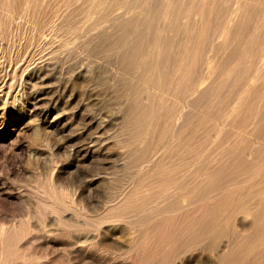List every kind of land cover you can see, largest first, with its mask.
Returning a JSON list of instances; mask_svg holds the SVG:
<instances>
[{
    "label": "bare ground",
    "instance_id": "obj_1",
    "mask_svg": "<svg viewBox=\"0 0 264 264\" xmlns=\"http://www.w3.org/2000/svg\"><path fill=\"white\" fill-rule=\"evenodd\" d=\"M102 70L116 114L87 108ZM0 107L119 162L99 211L50 145L0 177V264H264V0H0Z\"/></svg>",
    "mask_w": 264,
    "mask_h": 264
},
{
    "label": "rangeland",
    "instance_id": "obj_2",
    "mask_svg": "<svg viewBox=\"0 0 264 264\" xmlns=\"http://www.w3.org/2000/svg\"><path fill=\"white\" fill-rule=\"evenodd\" d=\"M104 71L105 70H102L99 73V74H101V73L102 74L101 75L98 74V76H96V81L97 82L95 83L96 84L95 85L96 88H95V92H94L95 94L94 95L96 96L95 100H97V101L93 100V101L87 103L88 104L87 108L89 107L90 109H92L91 112H93V113H98L99 111L103 110L104 112H108L109 114L110 113L114 114L115 111L117 112L116 109L118 108V105H117L118 103H117V100L115 98V95L113 94V92H111L112 90L110 91V88L107 85L108 83H106L107 82L106 81L107 80V78H106V74L107 73L105 74ZM104 75H105V77H104ZM102 76L104 77L103 78L104 82H101V81H103ZM98 77L100 79H97ZM100 85H103V86H100ZM40 87H42V86H40ZM77 92L75 91L76 94H77ZM68 95H69V92H68ZM97 97H98V99H97ZM9 109L10 108H8V109L5 108V113H4V118H3L4 122L1 120L4 124L0 126V128H1L0 129V167H1L0 168V172H1V174H3V175L0 174V177L3 178V181L6 179L4 181L6 184L9 183V184H13L15 186L24 185L23 183H25V182L27 183V181L29 182L33 178L34 174L35 175L37 174V172H38L37 175H39L40 179L44 178L42 175L46 176L45 173H47L46 170L48 168L47 166H48V162H49V160L47 159L48 158L47 157V152H48V149L51 148V150L53 149L52 150L53 153L55 152L54 153L55 154L54 158L57 156L56 161H59L57 163L58 164H60V163L62 164V171H63L62 172V183L63 184H65V183L66 184H70L71 183V184L77 185V187L79 185V187H80L81 186V184H80L81 182L84 183V182H86V180H90V179L92 180L93 179V182L91 183L89 188L91 190V198L93 200L92 202L94 204H96L97 211H99L101 209L100 207L102 206L104 198L107 197L108 191L110 190L108 188L111 187V189H112L115 186V184H114V186H112L113 183H115V182H113L112 184L109 182V184H108V181H110V180L105 178V177L109 176V173L112 172L114 170V168L117 169L115 166L119 165L118 164L119 163L118 160L116 161V159H115V156H116L115 153L116 152L113 153L115 150L110 153L111 155L109 153H107V155L103 154L105 157L101 156V155L95 156V157L90 156V154H86L85 155V153L87 151V147L86 146H88L90 143H93V142H91V137L87 138L86 135L78 134L79 130H81V128H82V123H79V120H75V121L71 122V120L69 119L68 115L63 116L61 119H58V122L57 121H54V122L51 121L52 122V126H48V122H46L47 125L43 124V126H42V124H39L38 122L35 123L36 120L35 121L33 120L34 121L33 122L32 118L23 119V117L21 116V114L19 112H14V111L9 112ZM96 111H98V112H96ZM1 112H2V109L0 107V113ZM38 112H39V114L41 113L40 116L42 118H45L46 111H45V105L44 104H40L38 106L37 113ZM8 116H11V119ZM52 116H53V114L52 115H47V118L45 120L50 121ZM28 120H30V123L28 122ZM66 121H68V122H66ZM37 124H39V125H37ZM55 124L57 125V128L59 127V129L62 127V124H63L64 129H62L63 132L61 134L57 135V133H55L56 131L53 132V130H55V126H56ZM37 126H38V129L41 126L40 127L41 129L38 130ZM43 127H45V128H43ZM114 127L116 128V126L110 127L107 130V133L112 132L113 129H115ZM32 129L37 130V131H34ZM43 130H45V131H43ZM47 131H49V132H47ZM50 131H52V132H50ZM66 133L68 134V136H66L67 135ZM60 135H62L63 137L60 136ZM41 136L43 137L44 141L42 140ZM35 137H38L37 138L38 140H35L36 139ZM44 137L47 139V143H45L46 139ZM65 137H66L67 140H65ZM57 138L59 140H60V138L63 139V140H60L59 142H61V143L64 142V144L63 143H62V145H61V143L59 144ZM39 139H41V140L39 141ZM50 139H51V141H49ZM33 140H35V141H33ZM34 142H35V144L38 143L39 145L38 146H37V144L35 145ZM42 142H44V143H42ZM40 143L42 145L43 144H45V145L47 144V145H50V146L46 145L48 147V149H47V147H45L44 145H43L44 147L42 145L40 146ZM49 143H51V144H49ZM30 146H32V147H30ZM53 146H55L56 148L53 147ZM35 147H36L37 151L34 149ZM39 147H43L44 149L43 148L38 149ZM82 147H84V148H82ZM29 148H33V149L30 150ZM73 149H76V150L78 149L80 151V153L77 154L78 157L74 156V158H73V155H72L73 154ZM41 150H43V151H41ZM29 151H30V153H29ZM31 152H33L34 155ZM36 152H42L43 154L38 155V157H37V155H35ZM102 152H104V150ZM114 154H115V156H114ZM30 155L33 156V157L35 156V157L33 158ZM44 156H46V157H44ZM42 157H43V159H42ZM77 158H78V160H77ZM107 158L111 159V160L109 161ZM26 159H27V161H26ZM112 159H114L113 162H112ZM32 160H33V162H32ZM34 160H35V162H34ZM106 160H108L107 164H106V162H104ZM27 163L30 164L31 168L29 167V165ZM36 163H38V164H36ZM108 163H109V165H108ZM102 164L106 167V169H105V167ZM37 165H38V167H37ZM112 165H115V166H112ZM107 166L109 167V169H108ZM5 169H7L8 171L5 170ZM32 169H33V171H31ZM34 170L36 171V173H35ZM64 171H66V172H64ZM2 172H4L7 175L5 176L4 173H2ZM107 172H108V175H107ZM13 180L16 181V182L18 181V182L14 183ZM33 180H35V177H34V179H32L30 181V183L33 182V183H31V185L34 184ZM19 182H21L22 184L19 183ZM67 182H69V183H67ZM107 185H109V187ZM105 200H106V198H105ZM1 202H3V201H0V203ZM14 208L11 207L10 209H7V212H9V213H7L8 215H7L6 218L7 219L9 218V221L13 217H14V219L15 218L16 219H20V218L24 219L25 215H22L23 212L21 211V209L15 208V210H13ZM17 209H19V211ZM8 210H10V211H8ZM17 213H18V215H17ZM12 214H13V216H12ZM5 221L9 222L6 219H5ZM63 258H62V264H66V262H64L66 260H64Z\"/></svg>",
    "mask_w": 264,
    "mask_h": 264
}]
</instances>
